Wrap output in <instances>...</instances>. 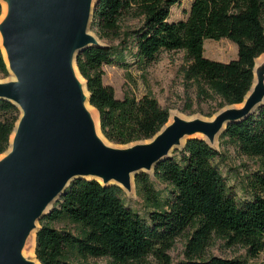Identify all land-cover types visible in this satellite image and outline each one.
<instances>
[{
  "label": "trees",
  "instance_id": "trees-1",
  "mask_svg": "<svg viewBox=\"0 0 264 264\" xmlns=\"http://www.w3.org/2000/svg\"><path fill=\"white\" fill-rule=\"evenodd\" d=\"M179 1L97 0L90 25L99 37L131 45L143 64L154 61L163 49H184L190 60L188 79L202 80L227 102L241 104L253 84L256 58L264 53V0H192L187 17L171 20L170 7ZM2 12L0 2V16ZM126 17H136L139 24L123 28ZM223 37L238 45L237 56L228 61L207 57L205 39ZM114 54L115 45L100 44L87 46L76 56L89 102L99 113L101 132L119 143L152 137L167 122L168 109L149 93L115 96L113 86L102 78V66L113 63ZM8 73L0 46V76ZM19 113L17 105L0 98V154L8 148ZM221 133L236 141L242 153L261 158V168L249 179L252 198L238 200L214 163L222 152L207 140L192 137L178 156L170 155L154 166L155 178L173 186L169 197L159 196L149 172L135 174L137 193L153 206L147 217L125 204L118 185H103L94 178L71 180L39 220L35 236L39 263L87 264L89 258L105 257L107 264H130L154 254L162 264H171L166 251L187 229L192 230L186 246L189 258L176 264H245L239 258L206 257L215 238L242 244L252 256L258 255L264 250V104ZM62 218L75 230L49 223Z\"/></svg>",
  "mask_w": 264,
  "mask_h": 264
},
{
  "label": "water",
  "instance_id": "water-1",
  "mask_svg": "<svg viewBox=\"0 0 264 264\" xmlns=\"http://www.w3.org/2000/svg\"><path fill=\"white\" fill-rule=\"evenodd\" d=\"M5 1L0 32L13 79L0 81V98L20 113L0 159V264H33L21 251L25 239L32 229L36 235L39 220L74 178L130 190L131 178L153 172L182 138L186 143L202 132L212 142L229 123L264 104V81L256 82L254 67L255 87L243 107L226 109L210 122L175 117L147 143L111 147L95 135L84 106L86 80L85 95L74 74L77 54L100 45L89 32L97 0Z\"/></svg>",
  "mask_w": 264,
  "mask_h": 264
},
{
  "label": "rangeland",
  "instance_id": "rangeland-1",
  "mask_svg": "<svg viewBox=\"0 0 264 264\" xmlns=\"http://www.w3.org/2000/svg\"><path fill=\"white\" fill-rule=\"evenodd\" d=\"M191 1L180 0L178 4H172L169 18L177 20L187 17ZM138 24L139 22L136 17H126L122 21L123 28H132ZM89 32L95 34L100 44L115 45L114 62L103 64L102 66L104 83L113 86L115 96L118 98H122L124 95L140 97L143 93H149L156 97L160 105L166 107L169 112L165 125L172 122L175 117L187 119V121L201 119L210 122L220 112L230 108H241L245 104V98L240 102L242 103L240 106L239 103H229L206 82L195 80L194 78L188 79L185 71L190 60L184 49H163L159 51L154 61L143 64L137 60L134 54L135 49L131 45L123 47L119 45V38L99 37L97 29L91 27V25ZM204 45L205 55L212 59L228 61L231 58H235L238 54V45L227 37L221 39L206 38ZM12 79L13 76L10 71L7 75L0 76L1 81H10ZM255 79L256 82L261 79L264 81V53L256 58ZM83 81L85 82L84 77ZM254 87L255 83L246 93L245 97L251 94ZM95 110L97 111V109ZM101 134V140L105 144L121 149L136 144L147 143L152 139L151 137L136 138L128 142L119 143L109 140L102 132ZM207 141L222 152L220 157L214 159V163L220 168L228 184L236 192L238 200L243 201L252 198L253 192L249 186V179L254 171L261 168V158L242 153L237 146V142L227 136H223V133L216 134L212 142ZM184 144L185 142L173 148L169 155L178 156L179 150ZM148 172L159 196L161 198L169 197L173 186L168 182L155 178L151 170ZM122 190L121 196L125 204L138 211L142 216L147 217V212L153 206L147 204L144 197L137 193L134 178L131 179V189L125 190L122 188ZM49 223L57 228L75 230L74 224L67 218L53 220ZM191 231V229H187L184 233L177 235L171 247L166 251L171 264H176L181 260L189 258L186 246ZM32 234L33 237L29 242H27L28 238L25 239L21 251L24 258L34 263L37 259L35 255V230ZM205 255L206 257L218 255L227 258H239L245 264L264 263V250L259 252L258 255L252 256L247 246L239 243L230 245L224 238H215L207 247ZM72 260L81 261L79 257H74ZM36 263L39 264L37 261ZM86 263L107 264V258H89L86 260ZM130 264H162V259L158 255L149 254L144 260L134 261Z\"/></svg>",
  "mask_w": 264,
  "mask_h": 264
},
{
  "label": "bare ground",
  "instance_id": "bare-ground-1",
  "mask_svg": "<svg viewBox=\"0 0 264 264\" xmlns=\"http://www.w3.org/2000/svg\"><path fill=\"white\" fill-rule=\"evenodd\" d=\"M2 6H3V12H2V15L0 16V21L1 19L4 18V16L6 15V12H7V3L5 0H0ZM93 36L95 37V39L97 40V37L95 36V34H93ZM0 46H1V49L3 51V54H4V58L7 60V52H6V49L2 43V35H1V32H0ZM74 74H75V77L76 79L81 83V90L82 92L86 95L87 94V90L85 88V85H84V81H83V76L81 74H79V72L77 71V68L76 66L74 67ZM1 81V80H0ZM242 104V103H241ZM239 104V106L241 105ZM84 106L86 108V110L89 112L90 116H91V119H92V122H93V129H94V133L96 136H98L99 138H102V134H101V131H100V128H99V120H98V112L95 110V108L88 102V101H85L84 102ZM174 114V113H173ZM217 116V115H216ZM187 120V119H186ZM194 120V119H193ZM205 121V120H204ZM194 136H198V137H206V135L202 132H197L194 134ZM13 137V135H12ZM11 137V138H12ZM185 142V138H182L181 140V143H184ZM4 156V154L0 155V159ZM89 177V176H88ZM99 179V178H98ZM132 179V178H131ZM101 181V179H99ZM33 231L34 229H32L30 232H29V235L27 236V242H29L32 237H33ZM35 239V238H34ZM35 241V240H34ZM39 262L37 259L35 260V262ZM35 262L33 264H35ZM37 264V263H36Z\"/></svg>",
  "mask_w": 264,
  "mask_h": 264
}]
</instances>
